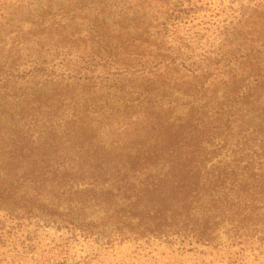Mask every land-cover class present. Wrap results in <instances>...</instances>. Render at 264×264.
Returning <instances> with one entry per match:
<instances>
[{
  "label": "trees",
  "instance_id": "1",
  "mask_svg": "<svg viewBox=\"0 0 264 264\" xmlns=\"http://www.w3.org/2000/svg\"><path fill=\"white\" fill-rule=\"evenodd\" d=\"M170 1L1 7L0 210L264 260V1L202 52L144 28ZM110 79L124 115L106 144L92 107Z\"/></svg>",
  "mask_w": 264,
  "mask_h": 264
},
{
  "label": "rangeland",
  "instance_id": "2",
  "mask_svg": "<svg viewBox=\"0 0 264 264\" xmlns=\"http://www.w3.org/2000/svg\"><path fill=\"white\" fill-rule=\"evenodd\" d=\"M134 2L136 0H133ZM264 0H171L167 8L153 12L144 28L151 30L165 49L172 52L196 49L202 52L206 44L220 45L226 27L243 19ZM20 3L22 5L18 6ZM38 0H0L15 15H23ZM132 3L126 11L131 17L137 9ZM119 12V9L117 10ZM116 12V14H117ZM121 16V15H120ZM159 33V34H158ZM108 67L93 69L94 76H107ZM59 77L58 79H60ZM121 80L127 76H120ZM73 83V81H70ZM75 83V82H74ZM115 80L105 81L103 89L109 94L105 102L94 105L95 126H100V142L110 144L117 135L116 128L124 115L120 97L108 89ZM119 134V132H118ZM179 243L164 240L122 241L119 232L109 229L85 239L57 223L38 219L24 212L0 210V264H230L229 255L213 250H193ZM258 257V256H257ZM237 264H264L248 250Z\"/></svg>",
  "mask_w": 264,
  "mask_h": 264
}]
</instances>
